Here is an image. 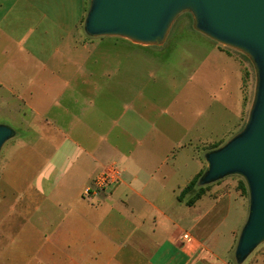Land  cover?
<instances>
[{
  "label": "crops",
  "instance_id": "crops-1",
  "mask_svg": "<svg viewBox=\"0 0 264 264\" xmlns=\"http://www.w3.org/2000/svg\"><path fill=\"white\" fill-rule=\"evenodd\" d=\"M67 10L66 0H0V125L17 138L0 170V264H230L231 204L207 191L193 207L178 200L195 177L185 171L194 139L163 165L151 149L141 158L114 143L141 145L152 128L101 114L148 57L99 63L76 51ZM110 165L120 181L97 189Z\"/></svg>",
  "mask_w": 264,
  "mask_h": 264
},
{
  "label": "rangeland",
  "instance_id": "rangeland-1",
  "mask_svg": "<svg viewBox=\"0 0 264 264\" xmlns=\"http://www.w3.org/2000/svg\"><path fill=\"white\" fill-rule=\"evenodd\" d=\"M66 2V18L76 21L73 33L76 51L96 54L99 63L109 62L107 57H115L112 62L116 64L125 62L119 58L126 55L148 57L144 60L146 65H140L145 71L120 79L131 87L128 94L120 97L115 92V98L111 93L106 94L103 101L115 100L119 106L101 114L115 117L130 127L140 123L144 129L152 128L157 138L142 139L141 145L139 140L114 143L123 148L134 145L141 158L142 149H151L162 157L161 164L169 165L165 159L170 151L194 139L188 146L196 162L184 166L185 171L195 170V177L205 173V155L223 147L247 123L256 87L255 70L249 59L196 32L192 17L187 13L177 19L161 47H145L116 37L91 38L84 31L91 0ZM123 101L130 104L129 109L124 107ZM16 140L11 139L2 149L0 170L7 161L9 146ZM162 173H158V181L163 180ZM242 183L246 185L243 178L231 176L206 186L213 199H223L232 207L228 223L235 227L234 240L225 254L230 264H237L235 249L249 214V193L248 189L247 192L242 190ZM243 264H264V243Z\"/></svg>",
  "mask_w": 264,
  "mask_h": 264
},
{
  "label": "water",
  "instance_id": "water-1",
  "mask_svg": "<svg viewBox=\"0 0 264 264\" xmlns=\"http://www.w3.org/2000/svg\"><path fill=\"white\" fill-rule=\"evenodd\" d=\"M208 39L242 53L256 75L254 100L243 130L223 147L205 155L207 170L198 185L227 177L244 179L249 214L235 249L245 263L264 243V0H91L84 24L88 37H116L145 47H161L183 14ZM16 136L0 125V153Z\"/></svg>",
  "mask_w": 264,
  "mask_h": 264
},
{
  "label": "trees",
  "instance_id": "trees-1",
  "mask_svg": "<svg viewBox=\"0 0 264 264\" xmlns=\"http://www.w3.org/2000/svg\"><path fill=\"white\" fill-rule=\"evenodd\" d=\"M204 172L196 176L179 195V202L185 203L188 207H193L205 194L207 187H200L198 182ZM242 190L247 192V187L242 183Z\"/></svg>",
  "mask_w": 264,
  "mask_h": 264
},
{
  "label": "built area",
  "instance_id": "built-area-1",
  "mask_svg": "<svg viewBox=\"0 0 264 264\" xmlns=\"http://www.w3.org/2000/svg\"><path fill=\"white\" fill-rule=\"evenodd\" d=\"M120 181V171L116 165H110L103 174L97 179L95 185L97 189H106L114 186ZM95 188V190H96ZM93 189L87 190L86 194L89 195ZM94 191V190H93ZM187 237V236H186Z\"/></svg>",
  "mask_w": 264,
  "mask_h": 264
}]
</instances>
